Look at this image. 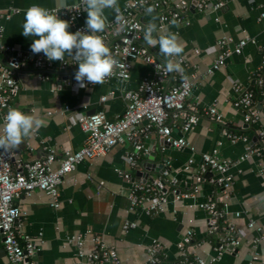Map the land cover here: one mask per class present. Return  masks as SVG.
Returning a JSON list of instances; mask_svg holds the SVG:
<instances>
[{"label":"crops","instance_id":"0c3cea01","mask_svg":"<svg viewBox=\"0 0 264 264\" xmlns=\"http://www.w3.org/2000/svg\"><path fill=\"white\" fill-rule=\"evenodd\" d=\"M78 0H66L68 5ZM130 0H117L119 7H124ZM176 0H169L174 2ZM36 4L47 9L56 7V0H0V9L19 10L10 19L0 16V62H5L8 54L2 46H12L24 53H33L30 45L34 37L22 34L25 11ZM107 22L115 19L114 9H105ZM264 0H234L219 10L200 11L195 5L186 14V22L178 26L169 23L163 30L177 32L183 45L179 55L185 59L182 64L183 75L190 77L197 74L192 95L188 104L199 108L215 105L223 115V123L212 121L203 116L191 132L184 135L175 129L176 138L185 136L190 146L176 149L170 144L159 145L160 137L155 130L144 136V146L151 153L156 148V155L151 160L153 168L142 167L149 178L157 176L160 165L166 159L171 161L172 173L179 180L181 190H189L196 184V175L203 165V154L217 150L221 158L239 160L246 153L247 142H232L226 135V129L244 133L250 142H256L252 128H246L244 114L234 107L240 93L234 88L239 83L245 89L255 87L254 72L261 64L264 52ZM85 12L76 20L77 27H86ZM139 19L147 25L155 22L160 25L157 14H139ZM62 19V18H61ZM106 31V29H105ZM251 37L255 42L247 44L242 54H233L224 68L208 75L207 69L219 54L217 42L220 38H232L233 44L244 37ZM145 43V42H144ZM161 60L159 46H149ZM43 54V53H39ZM72 56L65 53L64 59ZM61 61H52L49 78H37L32 67L17 73L21 89L14 107L25 113L36 115L47 122L25 138L22 145L14 150L23 161L43 158L48 148L56 151L61 158L67 151L81 148L86 133L78 124L82 115H90L104 111L111 120L121 116L127 102L124 93L135 91L146 77L155 79V68L141 61L132 63L131 77L128 81L112 79L97 85L79 87L72 72L78 70H62ZM168 87L174 80L161 82ZM58 85H62L58 88ZM111 90L116 96L102 102L101 98ZM257 107L264 113V97L256 99ZM69 107V110H65ZM0 114V126H2ZM264 130V119L261 124ZM129 144L113 147L105 156L86 160L77 169L68 174L61 187L60 208L50 203L49 196L42 190H35L20 201L26 216L19 220L24 235L39 242V249L33 258L34 264H74L77 260V247L69 239L76 235H84L87 247H90L95 236L101 237L108 245L116 248L119 254L117 264H148L147 248L154 241L163 246L162 264H198L194 257L199 256L207 264H259L264 261V181L260 174L261 156L254 155L240 162L231 173L234 182L227 201L225 219L234 223L242 232V242L234 252L226 251L220 259L212 262L218 255L219 240L222 233L209 236L207 214L200 208L212 193V186L204 182L196 196H185L176 202L173 194L168 195V204L163 212L148 214L142 209L131 210L129 193L131 182L126 180L118 170L128 172L135 178L141 177L138 171L128 163L126 152ZM144 161H147L144 157ZM208 172L205 178H210ZM241 212L240 217L235 213ZM250 220H254L261 231L249 228ZM126 222L136 223L135 228L124 231ZM188 229H193L195 241L200 247L192 246L190 262H181L178 243ZM260 242L253 245V240ZM0 264H9L0 234Z\"/></svg>","mask_w":264,"mask_h":264},{"label":"built area","instance_id":"2783aa9c","mask_svg":"<svg viewBox=\"0 0 264 264\" xmlns=\"http://www.w3.org/2000/svg\"><path fill=\"white\" fill-rule=\"evenodd\" d=\"M196 0H130L124 7L118 6L115 10V19L107 22L106 31L98 33L105 41L106 46L112 52L119 64L114 67L112 79H119V73L125 72L131 77L132 63L141 61L152 65L156 72L155 79L146 77L135 91L124 93L127 102L126 110L116 119L111 120L104 111H98L90 115H82L78 124L86 133V139L81 148L67 151L58 158L53 148H48L43 158L31 161H23L16 152L4 153L0 150V234L3 237V247L9 264H34L33 258L39 249V242L24 235L19 225V220L26 216V211L21 207L20 201L24 196H29L35 190L44 191L50 198V203L55 208L62 205L60 187L65 177L74 172L78 165L86 160L105 156L113 147L119 144H129L126 156L132 169L142 172L144 157L148 154L144 146V136L155 130L160 138L176 149L190 146L188 139L183 136L176 138L173 135L175 129L184 135L191 132L203 116L212 121L223 123V115L217 106L199 108L188 104L192 95L197 74L186 77L183 73H165V65L149 46L144 43V23L139 19V14H147L146 9L151 7L153 13L159 16L158 30H163L175 17L178 23L186 22V14ZM234 0H198L195 8L200 11L219 10ZM69 9H61L59 17L69 22V31L86 30V27H77L75 22L83 16L85 11L81 0L69 5ZM79 8V10L75 8ZM19 12L16 8L7 11L0 9V16L10 19ZM117 16L122 17L125 24L120 30ZM264 19V14L260 20ZM254 38L244 37L233 44L232 38H220L217 45L220 49L218 56L207 69L211 75L215 71L224 68L228 58L233 54H242L244 47ZM2 51L8 54L5 62H0V114L3 117L9 108H15L14 102L20 93V83L17 73L32 67L36 71L37 78L44 80L49 78L52 70V61L44 54L24 53L12 46H2ZM173 62L185 63L183 57L171 58ZM78 63L72 58L61 61L62 70H75ZM128 79V80H129ZM174 80L168 87L161 82ZM127 80V81H128ZM255 87L245 89L237 83L234 88L240 93L234 101V107L244 114L246 128H252L256 142H250L249 137L235 130L226 129L225 135L232 141L242 140L247 142L246 153L239 160L221 158L218 151L203 154V165L196 175V184L189 190H181L179 180L173 175L171 161L166 159L163 168L157 176L135 178L128 172L118 170L123 177L131 182L129 193L131 210L142 209L148 214L165 211L168 204V195H174L176 202L185 196H196L201 189V184L209 183L213 190L208 200L200 205L207 214V227L209 236L222 233L219 240L218 255L211 258L214 262L221 258L226 251L234 252L242 242V232L234 223L225 219L227 201L232 190L234 175L231 170L240 162L264 153V130L261 126L264 113L257 107L256 99L264 97V52L261 64L254 72ZM89 85H92L89 83ZM61 88L62 85H58ZM116 96L111 90L101 98L106 102ZM65 110H69L66 107ZM212 173L210 178H205L206 173ZM260 174L264 181V161L260 163ZM236 217L241 212L235 213ZM136 223L126 222L124 231L135 228ZM249 228L261 231L254 220H250ZM77 247V260L74 264H117L119 254L115 247L108 245L101 237L95 236L93 244L87 247L84 235H76L69 239ZM260 242V238L253 240V245ZM192 246L200 247L201 242L195 241L193 229H188L178 243L181 262H190ZM163 246L160 241H154L147 248L148 264H162ZM194 261L198 264H207L206 260L196 256ZM249 264H254L250 262ZM259 264H264V261Z\"/></svg>","mask_w":264,"mask_h":264},{"label":"clouds","instance_id":"9594fccd","mask_svg":"<svg viewBox=\"0 0 264 264\" xmlns=\"http://www.w3.org/2000/svg\"><path fill=\"white\" fill-rule=\"evenodd\" d=\"M83 10L87 13L86 30L70 32L69 22L59 17L61 9H73L66 0H56V7L47 9L33 4L25 11L22 34L25 37H34L30 45L33 54L43 53L49 61H63L65 53L69 54L78 63V70L74 79L79 87L103 84L113 76L114 67L119 64L106 46L104 39L98 33H103L107 27L105 9L118 11L117 0H81ZM79 10V8H75ZM151 7L146 9L147 14L153 13ZM120 30L125 24L122 17L117 16ZM178 26L174 17L171 21ZM144 41L147 46H159V53L164 57L165 73H183L179 62H173L172 57H177L183 52V45L179 34L173 31H160L155 22H149L144 29ZM123 81L129 79L125 72L119 73ZM42 127H47V122L36 115L25 113L19 108H9L3 117L0 126V150L10 153L18 149L25 138Z\"/></svg>","mask_w":264,"mask_h":264},{"label":"water","instance_id":"95a60500","mask_svg":"<svg viewBox=\"0 0 264 264\" xmlns=\"http://www.w3.org/2000/svg\"><path fill=\"white\" fill-rule=\"evenodd\" d=\"M197 1H198V0H196V1L194 2V5H196ZM72 73L75 74L76 71H73ZM165 143H166L165 139L161 138V139H160V143H159V145L163 147V146L165 145ZM156 154H157V153H156V148H155V147H154V148H151V153L146 155L145 158H146L147 161H144V162H143V166H145V167L148 168V169L153 168V167H154V166H153L154 164H152L151 160L154 159V156H155ZM160 167H161V170H162V168H163V164H161ZM138 174H139L140 176L145 177V178H149V174H148V173H143V172L139 171Z\"/></svg>","mask_w":264,"mask_h":264}]
</instances>
